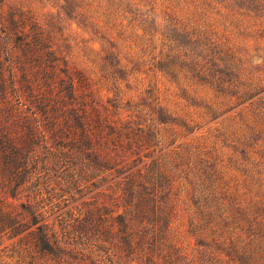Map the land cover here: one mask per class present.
Wrapping results in <instances>:
<instances>
[{
  "label": "rangeland",
  "instance_id": "1",
  "mask_svg": "<svg viewBox=\"0 0 264 264\" xmlns=\"http://www.w3.org/2000/svg\"><path fill=\"white\" fill-rule=\"evenodd\" d=\"M11 17L10 31L35 23L60 60L86 75L93 104L144 142L133 143V157L162 153L171 234L188 264H221L211 256L230 241L264 246L256 223L264 219V0H0L1 20ZM62 183L71 187L62 197L83 212L89 202L123 211L112 180ZM35 187L15 200L38 199ZM51 199L39 204L57 222ZM10 242L0 238V264L51 263H29Z\"/></svg>",
  "mask_w": 264,
  "mask_h": 264
},
{
  "label": "trees",
  "instance_id": "2",
  "mask_svg": "<svg viewBox=\"0 0 264 264\" xmlns=\"http://www.w3.org/2000/svg\"><path fill=\"white\" fill-rule=\"evenodd\" d=\"M8 21L0 18V238L9 239L29 263L41 258L50 264H124L140 258L188 264L171 234L174 207L162 153L148 151L149 162L133 157L144 142L123 131L130 126L118 124L107 107L93 104L86 75L60 60L35 23L10 31L17 22ZM97 177L114 181L123 211L89 202L83 212L62 197L61 191L71 189L62 182ZM31 186L38 199L15 200ZM51 198L57 222L39 204ZM259 235L264 240V229ZM228 245L211 258L264 264V246Z\"/></svg>",
  "mask_w": 264,
  "mask_h": 264
}]
</instances>
